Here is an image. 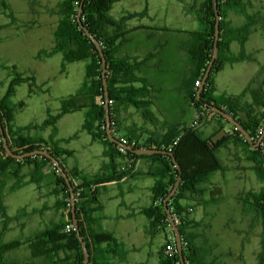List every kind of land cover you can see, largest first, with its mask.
<instances>
[{"label": "crops", "instance_id": "1", "mask_svg": "<svg viewBox=\"0 0 264 264\" xmlns=\"http://www.w3.org/2000/svg\"><path fill=\"white\" fill-rule=\"evenodd\" d=\"M142 1L141 6L144 7L140 12H146V15L126 22L125 30L128 31V35L119 45L115 59L140 62L148 57L151 58L136 70L135 75L139 78L138 81L121 83L117 86L143 90L144 97H140L138 101L150 104L147 112L152 115V120L146 119L141 109L129 103H116L113 107V118L117 122L119 134L144 144L162 141L172 133V128L178 131L190 129L196 121L198 112L182 90L184 81L190 77L193 70L190 56L183 47L192 41L189 32L201 30L202 25L198 24L200 22L193 11L188 10L186 4L180 3L179 0L177 3L181 4L180 17L183 20H189L190 25H173L169 22L168 6L167 9L164 7L159 9L160 4H153L152 0ZM166 1L170 4L171 0ZM40 2V0H24L20 14L25 16L21 19L20 15L9 8L8 0H0V80L1 86L10 87L12 80L17 76L34 78V87L30 83L19 85L9 100L10 105L15 109L14 130H24L23 134L27 137L49 140L53 127H45L46 130L42 133L40 124L45 123L50 116L62 114L65 102L82 90L87 80L89 62L81 61L86 62V65L79 66L81 62L67 63L61 53L45 55L54 50L55 41L43 38L44 30L40 29V22L45 19L60 25L66 16V0L62 1L63 11L59 12L55 6L48 8V5H45L47 3L43 2L39 5ZM122 2L123 0H119L113 5L110 17L115 7ZM126 14L127 12L123 11L121 16H112V18L121 20ZM243 23V25L246 24V22ZM258 31L259 29H253L243 46L238 41L231 44L232 53L238 55L245 52L254 60L227 63L215 76V86L216 96H243L242 105L250 110L252 115L261 117L264 115V74L260 75V71L264 67V61H259L260 51L251 45L253 36ZM109 33H113V30L110 29ZM28 45L32 47L27 49ZM72 69L80 72L75 82L70 81ZM147 90L150 91L147 93ZM53 91H55L57 105L51 108ZM4 98L5 96L0 95V100ZM76 104L78 109L63 113L56 124L55 140L59 142L61 148L72 153L70 157L65 158L67 167L78 169L90 180L97 177H110L114 174L113 169L120 173L123 166L132 167L127 176L112 180L100 189L99 203L103 211L97 215L98 222L95 229L111 233L118 245L115 248L118 255H109L108 261L111 264H148L142 246L147 244L152 235L149 232L150 220L144 214V210L153 204L152 190L159 180L156 174L160 170L161 161L147 156L130 162L121 157L112 158L109 154V145L96 140L92 133L84 128L91 107L100 104L99 99L89 93ZM37 112H40V120L23 118L28 115L36 116ZM241 116L246 119L243 112ZM97 127L99 122H96L94 129L96 130ZM196 129L204 140H213L223 130L231 135L232 139L226 141L218 150V157L225 167V172L214 175L211 183L204 187L206 190L204 194L187 195L182 202L184 206L192 210L191 225L187 231L192 238L195 228L209 223V206L217 201L227 181L243 183L244 171H247L250 177V172L256 175L255 164L251 160L255 157L253 147L246 146L234 136L233 129L228 123L209 116ZM34 170V165H27L22 169L21 174L24 187L34 186L33 193L41 205L30 211L26 209L22 211L30 212L32 216L39 215L37 228L45 229L66 220L67 216L64 209L58 207L62 196L53 194L55 178L52 169H46L44 182L40 185L32 183L31 176ZM226 172H232L231 176H225ZM3 178L0 173V182ZM16 183V180H11V184L5 187V191L16 193L24 188L12 191ZM238 190L235 197L242 194V190ZM6 196L7 194L4 195V205L8 213ZM17 217L10 218L19 220ZM137 221H140L138 228L142 229V236L138 239L131 237L136 234ZM122 227L131 228L126 229L127 237L120 236L118 230ZM161 234H164L166 242L168 232L163 231ZM164 245L162 242L152 252L154 264H159V255ZM21 249L27 252L26 247Z\"/></svg>", "mask_w": 264, "mask_h": 264}, {"label": "trees", "instance_id": "2", "mask_svg": "<svg viewBox=\"0 0 264 264\" xmlns=\"http://www.w3.org/2000/svg\"><path fill=\"white\" fill-rule=\"evenodd\" d=\"M119 0H67L66 16L60 23L55 36V47L50 53L53 55L61 53L67 63L88 61L87 80L82 90L73 98L65 102L63 113L78 109L77 102L87 94L98 98L100 104L93 105L87 115L84 128L92 133L96 140L102 141L109 145L110 156L112 158L120 157L117 147L108 139L107 124L104 109V85L102 78V59L95 44L87 37L84 30L80 27L77 15L78 11L84 4L82 21L86 28L95 36L101 44L108 62V87L110 91V107L112 116V128L117 130V122L113 118V107L116 103L132 104L143 111L144 117L152 120V115L147 112L148 102H140L138 99L144 97V91L135 88H118V84L133 83L139 80L135 75L136 70L144 65L151 57L140 62H129L128 60H117L115 54L119 45L128 35L125 30L126 22L142 14H131L121 20H114L110 17V11L115 3ZM248 0H218V11L220 18L221 39L219 42V58L215 61L211 76L204 86V90L199 100L197 93L199 87L197 82L202 83L206 70L210 64L214 42L217 16L213 0H193L192 10L195 17L202 25V29L195 32H189L192 41L185 44L184 50L189 54L193 63V70L190 77L186 78L182 85L187 99L193 104L201 116L200 123L205 121L209 116H213L228 123L222 116L211 113L208 106H216L227 113L231 114L236 120L241 122L242 126L250 133L254 143H257L261 137L260 131L264 130V115L257 117L252 115L251 111L242 105L243 96L227 97L216 96L215 76L224 68L227 63H238L244 61H253L254 58L242 52L238 55L232 53L231 44L234 41L240 42L243 46L248 40L253 27L262 24L264 31V15H251L248 12ZM236 13L246 19V24L241 27L228 25L225 20L230 13ZM113 33H109V30ZM264 74V67L260 75ZM30 83L35 86L34 78H25L17 76L12 80L8 94L0 100V120L8 138L9 145L17 154H26L37 150L48 151L52 156L60 161L62 167L67 173L74 189L75 199L77 201V218L79 221V230L89 248L90 264H111L108 261L109 255H118L115 250L118 247L116 239L111 233L98 231L95 229L98 222L97 215L103 211L99 203L100 189L107 183L115 179H121L127 176L132 167L127 170L116 172L110 177H97L88 179L84 177L78 169H69L65 163V158L72 155L71 152L61 148L59 142L55 140L57 136L56 124L62 114L50 116L43 124L44 127L52 126L53 133L49 140L42 138H32L24 136V130H14L15 109L10 105L9 100L15 94L16 88L23 84ZM2 82L0 80V86ZM150 90H147V93ZM244 113L246 119L241 116ZM96 122L99 127L94 129ZM199 123V124H200ZM229 124V123H228ZM233 135L240 139L246 146H251L240 132L231 124ZM118 132V130H117ZM177 144H175L176 140ZM232 139L231 135L224 137L218 142L212 139L204 140L196 128L183 129L178 131L172 128V133L160 142H151L141 144L137 141L140 148H155L160 150L171 151L175 154L176 160L183 170V179L178 188L176 195L169 202V208L174 216L178 218V226L183 237V248L186 264H205L204 255L194 243L193 238L188 235V228L191 225L190 214L192 210L183 205L187 195H201L206 192L205 186L211 183L212 178L218 172H225V167L218 157L219 148L228 140ZM255 157L252 162L255 164L254 171L264 183V140L261 146L254 148ZM142 156L128 151V155L122 157L130 161ZM161 161L158 175L159 180L152 190L153 204L144 210V214L150 220L149 232L154 236L158 232H168L166 244L159 255V264H181L179 251L171 257L165 253L167 245L175 238L173 228L168 219L164 208V201L172 192L176 181L179 177V171L169 155H154ZM27 165H34L35 170L32 173V183L40 185L44 182L46 169H52L54 175L55 189L53 194L62 196L58 207L66 212V220L53 224L52 227L37 231L26 240H13L10 242H0V264H84V252L77 232L72 223V205L69 188L63 176L55 169L49 159L36 156L17 160L6 155L3 147L2 135L0 133V173L10 180H16V185L12 191L24 187L22 169ZM245 212L250 215H257L261 218L264 227V187L260 192H248L242 199ZM0 217L5 220L11 219L4 205V194L0 193ZM18 219V217H17ZM72 226L67 231V226ZM264 245V234H263ZM26 247L28 255L23 259L11 257V252ZM26 253V251H25Z\"/></svg>", "mask_w": 264, "mask_h": 264}, {"label": "rangeland", "instance_id": "3", "mask_svg": "<svg viewBox=\"0 0 264 264\" xmlns=\"http://www.w3.org/2000/svg\"><path fill=\"white\" fill-rule=\"evenodd\" d=\"M39 5L43 2L47 3L48 8L55 6L59 11H63L64 3L63 0H40ZM180 3H185L186 8L192 10L193 0H179ZM248 12L251 15L256 16L257 14L264 15V0H248ZM9 8L13 9L21 19L24 18L25 14L22 13V3L24 0H8ZM49 2V3H48ZM67 2V0H66ZM142 0H123V2L117 5L112 12L111 18L121 16L123 11L127 12L124 17L131 14H142L140 12ZM152 3H158L159 9L169 7V22L173 25L184 26L189 24V20H183L180 17L181 4L177 3V0H171L170 4L166 0H152ZM14 6V8H13ZM155 6V5H154ZM51 16H53L50 13ZM113 19V18H112ZM4 20V17H2ZM228 25L241 26L246 22L244 17L232 12L226 19ZM200 24V23H198ZM59 24L56 25L50 20H41L40 29L44 30L43 38L45 40L50 39L55 41L56 31L58 30ZM253 29H259L258 33L254 34L251 45L259 49V61H264V31L262 24L253 27ZM32 45H28L27 49L31 48ZM79 66H85L86 62H81ZM80 72L77 69H72L70 74V81L75 82L78 80ZM54 86V84H53ZM9 86L2 85L0 87L1 97H6L8 94ZM70 90V87H68ZM55 91H53V100L50 103L51 108L57 104L55 102ZM36 116L28 115L23 118H35L40 120V112ZM44 123L40 124V131L43 133L46 128L43 126ZM229 127H231L229 125ZM243 183L227 181L222 192L219 194V198L216 202H212L208 209V216L210 219L209 223H205L202 227H197L193 231V240L196 246L202 249L204 254L203 261L205 264H264V245H263V234L264 227L262 220L257 215H250L245 212V206L242 199L247 195L248 192H260L264 187V183L256 177L254 172L251 173V177L247 171H244ZM232 172L225 173V176H231ZM220 175V174H219ZM11 184V180L3 178L0 182V192L4 195L7 194L5 202L8 206V216L16 217L19 220L1 219L0 217V242H10L13 240H26L30 238L41 228L38 227L39 215L32 216L30 212L22 211L24 209L31 210L41 205V202L35 197L33 193V185L25 186L23 189L16 193L5 191V187ZM238 189L242 190V194L235 197ZM52 200V198H50ZM213 210V212H212ZM29 215H28V214ZM140 221L136 224V234L131 236L136 239L142 236V229L138 228ZM43 229V228H42ZM41 229V230H42ZM131 228L122 227L118 231L121 237H127V230ZM140 229V233L138 234ZM192 230V229H191ZM188 231V230H187ZM166 244L164 240V234L161 232L156 233L154 236H150L145 246H142L143 252L147 257L148 264H154V258L152 252L157 249L161 243ZM142 252V253H143ZM28 253L24 249H18L11 252V257L15 259H23Z\"/></svg>", "mask_w": 264, "mask_h": 264}, {"label": "water", "instance_id": "4", "mask_svg": "<svg viewBox=\"0 0 264 264\" xmlns=\"http://www.w3.org/2000/svg\"><path fill=\"white\" fill-rule=\"evenodd\" d=\"M213 2H214V8L216 11V16H217L216 31H215V42H214L213 55H212L210 64L206 70L205 77H204V79L201 83V86L199 87L198 93H197V97L199 100L201 99V95H202V92L204 90V86L207 83L209 77L211 76L215 61L219 58V52H220L219 42L221 39V30H220L221 24H220L219 11H218V0H213ZM83 11H84V4H82L81 8L78 11V15H77L79 25L84 30L87 37L95 44V46H96V48H97V50L101 56V59H102V67H103L102 78H103V85H104V92H105L104 93V99H105L104 109H105V118H106V124H107L108 139L112 143L119 144L118 139L112 133V116H111V107H110L111 99H110V91H109L108 79H107L108 62H107V59H106V56H105V53L103 51L101 44L95 38V36L90 32V30L88 28H86L83 24V21H82ZM208 107L210 108L209 114L215 113V114L222 116L229 124L234 126L240 132V134L246 139V141L251 146H253L254 148L261 146V144L264 140V132L261 135L259 141L257 143H254L250 133L242 126L241 122L236 120L231 114H229L226 111H224L223 109L216 107V106H213V105L208 106ZM0 133L2 135L3 147H4V150H5L6 155L8 157H11V158H14L17 160H24L26 158L36 157V156L45 157V158L50 160V162L55 167V169L63 176V178L65 179L66 184L69 188L70 195H71L72 223H73L74 229L77 232V236H78V238L81 242L82 248H83L84 264H90L89 248H88V246L84 240V237L81 235L80 230H79V221L77 218V201L75 199L74 189H73V186L70 182V179H69L67 173L65 172L64 168L62 167L60 161L57 160L54 156H52L48 151H45V150H37V151H33L30 153H26V154L15 153L9 145V141H8V138L5 134V130L2 126L1 120H0ZM227 135H228L227 132L225 130H223L213 138V142H218L220 139H222V137H225ZM130 151L135 153L138 156L151 157L154 155H169L173 158V162L176 165L180 175L178 177V180L175 183V186H174L172 192L168 195V197L164 201V208H165L168 219H169L170 224H171L173 231H174L181 264H186V259H185V255H184V248H183V243H182V241H183L182 233L180 231V227L175 222L173 214L169 208V202L176 195L178 188L181 185V181L183 179V170H182L181 166L179 165V163L177 162L175 154L171 151L160 150V149H155V148H140V149H132L131 148Z\"/></svg>", "mask_w": 264, "mask_h": 264}, {"label": "built area", "instance_id": "5", "mask_svg": "<svg viewBox=\"0 0 264 264\" xmlns=\"http://www.w3.org/2000/svg\"><path fill=\"white\" fill-rule=\"evenodd\" d=\"M196 86L197 87H200L201 86V83L200 82H197ZM200 120H201V116L199 114H197L196 121L194 122V124L192 125L191 128H196L199 125ZM263 132H264V130L262 129L260 131V134L262 135ZM112 133H113V135L115 137L118 136L117 139L119 141V144H117L118 145L117 150H118V153L120 154V157L121 156L122 157L127 156L128 155V151H130L131 148L132 149H137V147L140 146V144L136 140H133V139L127 137V136H124L122 134H119L117 132V130H114L113 128H112ZM177 141H179V139L176 140L175 144H177ZM128 161L130 162V160H128ZM128 167H130V165L123 166L122 167V171L127 170ZM173 217H174L175 222L178 224V218L176 216H174V215H173ZM66 229H67V231H70L72 229V226L69 225V226H67ZM182 243H183V241H182ZM165 253L168 256H170V257L173 254L178 253L176 238H173L170 241V243L167 245L166 250H165Z\"/></svg>", "mask_w": 264, "mask_h": 264}]
</instances>
